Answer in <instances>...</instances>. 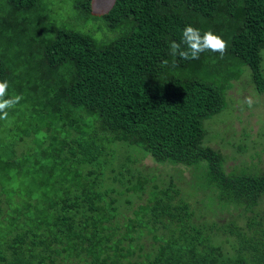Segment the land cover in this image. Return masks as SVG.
<instances>
[{"label":"trees","instance_id":"trees-1","mask_svg":"<svg viewBox=\"0 0 264 264\" xmlns=\"http://www.w3.org/2000/svg\"><path fill=\"white\" fill-rule=\"evenodd\" d=\"M72 1L67 24L49 0H0V81L23 97L0 120V264H264V170H228L204 127L244 66L264 92V0ZM189 24L223 57L171 56ZM148 157L175 170L144 171ZM233 206L245 226L197 221Z\"/></svg>","mask_w":264,"mask_h":264},{"label":"rangeland","instance_id":"rangeland-1","mask_svg":"<svg viewBox=\"0 0 264 264\" xmlns=\"http://www.w3.org/2000/svg\"><path fill=\"white\" fill-rule=\"evenodd\" d=\"M49 1L52 4L57 19L63 21V23L71 24L72 22L68 19V16H71L75 10L73 1ZM113 1L114 0H94L93 7L95 13L106 11L113 5ZM262 67L264 69V53ZM243 70L241 79L234 81L236 83L234 89L229 92L227 108L204 121V127L207 131L205 143L208 145L210 144L213 149H217L218 147L221 148V150L230 157L227 164L228 170L232 169L231 167L233 164L242 161H247L248 164L251 165H258L264 170V92H258L251 82L250 67L244 66ZM248 97L253 100L251 108L245 103V98ZM112 146H123L122 150L128 155L133 151L132 148H129L132 151L128 150L126 146L130 145L124 142H118ZM239 146H247L248 149L242 153L237 152ZM3 148L4 146H0V150H3ZM18 149H22V147ZM140 167H142L144 171L155 170V167H157V172L160 173L161 176H168L167 171L172 172L173 169L175 170L173 166L157 165L150 157L143 160ZM180 169H184L185 180H181L179 183L187 186L188 182L191 179L193 180L192 172L183 166H181ZM165 181H169V179L163 180L164 183ZM127 196L129 197L131 194H126L125 197ZM146 197L147 194L142 198L133 196L134 205L137 206L140 202H144V198ZM122 205L126 207L127 203H122ZM256 209L259 212L264 211V197ZM218 210L219 211L216 213H211L206 209L198 211L197 216L199 218L197 221L199 223L207 221V224H212L214 221L228 223L231 220H236L238 225L245 226L249 221L247 217L252 215L251 212L245 211L244 208L239 206H233L229 211L219 207ZM127 214L132 215V211H128ZM142 242L146 243L145 251L149 250L154 242L152 235H146Z\"/></svg>","mask_w":264,"mask_h":264},{"label":"clouds","instance_id":"clouds-1","mask_svg":"<svg viewBox=\"0 0 264 264\" xmlns=\"http://www.w3.org/2000/svg\"><path fill=\"white\" fill-rule=\"evenodd\" d=\"M227 48V41L220 35L211 30L201 33L200 29L189 24L183 28L179 42L175 40L170 42L169 54L173 57L179 56L181 59H198L201 53L210 51L218 52L223 57ZM163 63L166 65L168 62ZM8 86L7 81H0V120H6L9 115L8 109L15 107L23 99L22 95L8 97ZM245 103L251 108L253 100L250 97L245 98Z\"/></svg>","mask_w":264,"mask_h":264}]
</instances>
